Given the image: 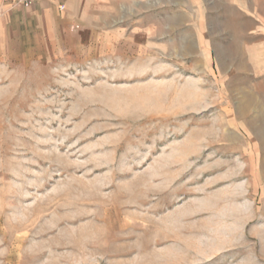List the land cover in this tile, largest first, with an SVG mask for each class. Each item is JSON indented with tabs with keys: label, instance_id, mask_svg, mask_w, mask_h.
Returning a JSON list of instances; mask_svg holds the SVG:
<instances>
[{
	"label": "rangeland",
	"instance_id": "obj_1",
	"mask_svg": "<svg viewBox=\"0 0 264 264\" xmlns=\"http://www.w3.org/2000/svg\"><path fill=\"white\" fill-rule=\"evenodd\" d=\"M187 1L165 61L0 43V264H264V0Z\"/></svg>",
	"mask_w": 264,
	"mask_h": 264
},
{
	"label": "crops",
	"instance_id": "obj_2",
	"mask_svg": "<svg viewBox=\"0 0 264 264\" xmlns=\"http://www.w3.org/2000/svg\"><path fill=\"white\" fill-rule=\"evenodd\" d=\"M182 2L40 0L21 7L14 0H0V43L23 40L22 46L38 47L44 40L53 51L61 46L71 61L94 66L132 65L128 51L148 62L151 56L165 61L167 53L182 48L181 23L189 13H181ZM186 4L193 6L189 0ZM186 49L192 51L193 43Z\"/></svg>",
	"mask_w": 264,
	"mask_h": 264
},
{
	"label": "built area",
	"instance_id": "obj_3",
	"mask_svg": "<svg viewBox=\"0 0 264 264\" xmlns=\"http://www.w3.org/2000/svg\"><path fill=\"white\" fill-rule=\"evenodd\" d=\"M14 1L16 5L24 7V6H30L36 2H39L40 0H14ZM59 8L61 11L65 10L63 5H60Z\"/></svg>",
	"mask_w": 264,
	"mask_h": 264
}]
</instances>
